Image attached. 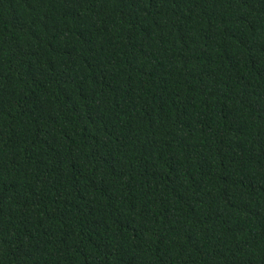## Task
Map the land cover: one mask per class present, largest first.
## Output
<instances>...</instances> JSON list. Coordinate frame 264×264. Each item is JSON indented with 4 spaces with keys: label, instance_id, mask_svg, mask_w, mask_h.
<instances>
[{
    "label": "trees",
    "instance_id": "1",
    "mask_svg": "<svg viewBox=\"0 0 264 264\" xmlns=\"http://www.w3.org/2000/svg\"><path fill=\"white\" fill-rule=\"evenodd\" d=\"M0 264H264V0H0Z\"/></svg>",
    "mask_w": 264,
    "mask_h": 264
}]
</instances>
